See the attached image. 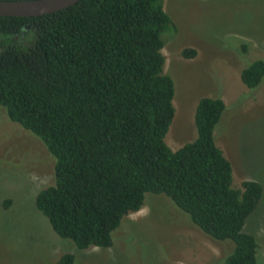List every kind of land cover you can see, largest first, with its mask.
Wrapping results in <instances>:
<instances>
[{"label": "trees", "instance_id": "16d2710c", "mask_svg": "<svg viewBox=\"0 0 264 264\" xmlns=\"http://www.w3.org/2000/svg\"><path fill=\"white\" fill-rule=\"evenodd\" d=\"M172 26L162 0H79L39 16H0V105L55 157L54 184L35 206L79 249L110 247L145 193H164L204 233L233 242L224 264H258V242L243 226L263 188L231 186V163L213 135L224 101L201 97L196 138L176 150L165 142L174 82L161 49ZM263 77L262 59L240 72L249 88ZM73 263L72 253L56 262Z\"/></svg>", "mask_w": 264, "mask_h": 264}, {"label": "rangeland", "instance_id": "374dc122", "mask_svg": "<svg viewBox=\"0 0 264 264\" xmlns=\"http://www.w3.org/2000/svg\"><path fill=\"white\" fill-rule=\"evenodd\" d=\"M162 7L173 22L162 33L163 73L174 82L165 142L176 150L196 138L201 97L224 101L213 135L231 163L232 188L244 180L262 185L243 230L256 238L264 264V77L253 88L240 78L242 69L264 60V0H162ZM186 47L196 50L193 58L182 56ZM54 164L43 141L0 105V264H56L65 253L74 254L73 264H224L233 249L231 240L204 233L164 193L151 192L112 232L110 247L79 249L35 206L38 191L54 184Z\"/></svg>", "mask_w": 264, "mask_h": 264}, {"label": "water", "instance_id": "95a60500", "mask_svg": "<svg viewBox=\"0 0 264 264\" xmlns=\"http://www.w3.org/2000/svg\"><path fill=\"white\" fill-rule=\"evenodd\" d=\"M79 0H0V16H39L74 5Z\"/></svg>", "mask_w": 264, "mask_h": 264}, {"label": "crops", "instance_id": "0c3cea01", "mask_svg": "<svg viewBox=\"0 0 264 264\" xmlns=\"http://www.w3.org/2000/svg\"><path fill=\"white\" fill-rule=\"evenodd\" d=\"M174 145V144H173Z\"/></svg>", "mask_w": 264, "mask_h": 264}]
</instances>
